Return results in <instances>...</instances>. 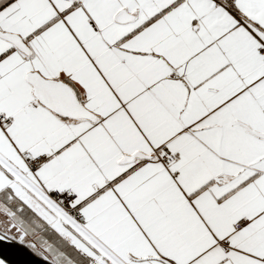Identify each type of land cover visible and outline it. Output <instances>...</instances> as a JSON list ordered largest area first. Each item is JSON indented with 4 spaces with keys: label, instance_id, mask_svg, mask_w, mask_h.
I'll return each instance as SVG.
<instances>
[{
    "label": "snow or ice",
    "instance_id": "1",
    "mask_svg": "<svg viewBox=\"0 0 264 264\" xmlns=\"http://www.w3.org/2000/svg\"><path fill=\"white\" fill-rule=\"evenodd\" d=\"M6 240L264 264V0H0Z\"/></svg>",
    "mask_w": 264,
    "mask_h": 264
},
{
    "label": "water",
    "instance_id": "2",
    "mask_svg": "<svg viewBox=\"0 0 264 264\" xmlns=\"http://www.w3.org/2000/svg\"><path fill=\"white\" fill-rule=\"evenodd\" d=\"M5 245L7 247H4ZM0 249L7 255L10 264H47L43 258L18 241H3L0 244Z\"/></svg>",
    "mask_w": 264,
    "mask_h": 264
},
{
    "label": "trees",
    "instance_id": "3",
    "mask_svg": "<svg viewBox=\"0 0 264 264\" xmlns=\"http://www.w3.org/2000/svg\"><path fill=\"white\" fill-rule=\"evenodd\" d=\"M16 241H18V240H16ZM19 242V241H18ZM23 245H25L27 248H29L28 247V245H27V243H25V244H23ZM30 249V248H29ZM31 250V249H30ZM32 251V250H31ZM33 252V251H32ZM33 253H35V252H33ZM36 254V253H35ZM37 255V254H36ZM38 256V255H37ZM40 257V256H39ZM42 258V257H41Z\"/></svg>",
    "mask_w": 264,
    "mask_h": 264
}]
</instances>
